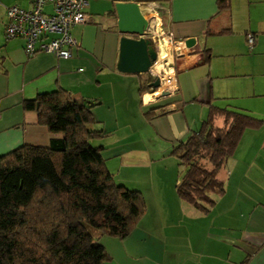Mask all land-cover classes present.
<instances>
[{"label":"crops","instance_id":"1","mask_svg":"<svg viewBox=\"0 0 264 264\" xmlns=\"http://www.w3.org/2000/svg\"><path fill=\"white\" fill-rule=\"evenodd\" d=\"M123 3H137L147 19L155 6L171 33L172 41L161 38L169 52L158 73L117 69L121 36L138 37L118 29L116 5ZM10 5L29 9L32 0H0V155L25 143L48 145L55 135L23 101L62 87L92 102L95 127L106 133L93 143L103 146L114 180L146 200L128 236L99 238L111 257L103 264H264V123L244 131L219 176L225 191L208 213L177 196L184 169L169 153L200 125L210 104L264 120V0H230L221 12L217 0H89L92 20L72 27L80 45L69 58L27 55L23 38L7 40ZM44 9L51 12V5ZM155 75L171 77L170 89L140 94Z\"/></svg>","mask_w":264,"mask_h":264},{"label":"trees","instance_id":"2","mask_svg":"<svg viewBox=\"0 0 264 264\" xmlns=\"http://www.w3.org/2000/svg\"><path fill=\"white\" fill-rule=\"evenodd\" d=\"M229 1L217 0L218 12ZM204 53L209 60V49ZM149 81L140 94L156 90ZM23 108L55 136L46 146L25 143L0 155V264L109 261L99 238L128 236L146 212L144 195L117 183L107 168L103 146L93 143L106 133L95 127L90 101L58 87L24 100ZM263 123L210 104L200 125L169 152L184 169L177 196L208 213L225 191L219 176L244 131Z\"/></svg>","mask_w":264,"mask_h":264},{"label":"built area","instance_id":"3","mask_svg":"<svg viewBox=\"0 0 264 264\" xmlns=\"http://www.w3.org/2000/svg\"><path fill=\"white\" fill-rule=\"evenodd\" d=\"M88 2L89 0H32V6L29 9L18 5L7 6L4 36L7 40L16 37L23 38L25 40L24 51L27 55L43 51L61 58H69L73 48L80 45L72 35V27L92 20L86 12ZM47 4L51 5V12L45 11L44 7ZM148 14V28L145 35L151 37L158 53L157 44L161 42V38L172 41L171 33L164 30L157 20L155 6L149 7ZM151 20L156 21L153 27L149 24ZM247 44L249 48L254 44V35L251 32L247 33ZM158 79L162 85L163 82H171L172 78L166 76ZM155 92H150V94Z\"/></svg>","mask_w":264,"mask_h":264},{"label":"water","instance_id":"4","mask_svg":"<svg viewBox=\"0 0 264 264\" xmlns=\"http://www.w3.org/2000/svg\"><path fill=\"white\" fill-rule=\"evenodd\" d=\"M116 10L117 26L120 32L138 36L137 38L121 36L117 69L127 73L149 72L157 60V52L151 39L145 36L148 19L144 18L137 3L117 4ZM188 44L192 46L194 39L188 40ZM151 86L157 89L160 86V80L155 78Z\"/></svg>","mask_w":264,"mask_h":264},{"label":"bare ground","instance_id":"5","mask_svg":"<svg viewBox=\"0 0 264 264\" xmlns=\"http://www.w3.org/2000/svg\"><path fill=\"white\" fill-rule=\"evenodd\" d=\"M152 21H153V23H152ZM149 24H150V26L152 25V27H153V26L156 24V21H155V20H151ZM161 44H162V43H161ZM159 46H160V45H159ZM162 47H163V48H161V50H159V52H158V57H159V58H157V60L161 59L162 61H164V60L167 59L168 52H169V48H168V46H167V47H164V45H163ZM157 60H156V61H157ZM161 67H162V65H160V69H161ZM151 70L154 71V72H156V73L159 72V70H157V69L155 68V62H154V64L151 66ZM171 84H172V82H163L162 85H160L159 89L164 88V90H169L170 87H171Z\"/></svg>","mask_w":264,"mask_h":264},{"label":"rangeland","instance_id":"6","mask_svg":"<svg viewBox=\"0 0 264 264\" xmlns=\"http://www.w3.org/2000/svg\"><path fill=\"white\" fill-rule=\"evenodd\" d=\"M150 31H152V29L150 28ZM162 43V44H161ZM159 42L157 45H158V47H159V49L158 50H161V48H163L162 46L164 45V47H167V43H165V42ZM160 45V46H159ZM157 58H159V57H157ZM166 60H164V61H162L161 59H159V60H157L156 62H155V68L157 69V70H160V65H164V62H165ZM156 65H158V66H156ZM162 68V67H161ZM160 77H162V78H165L164 76H160ZM160 77H158L157 76V78H160ZM160 87V86H159ZM158 87V88H159ZM158 88L155 90V91H157L158 90ZM164 89V88H163ZM161 92V90H159V92H158V94ZM125 93L127 94V92H126V90H125ZM164 93H167V92H164ZM118 99H120V98H118ZM148 102V101H147ZM125 103L126 104H128L127 103V101H125ZM137 104L135 103V102H133L132 103V101H131V106L132 107H135ZM119 110H121V104L119 105ZM210 218V217H209ZM210 220V219H209Z\"/></svg>","mask_w":264,"mask_h":264},{"label":"clouds","instance_id":"7","mask_svg":"<svg viewBox=\"0 0 264 264\" xmlns=\"http://www.w3.org/2000/svg\"><path fill=\"white\" fill-rule=\"evenodd\" d=\"M155 46V45H154ZM155 48H156V46H155ZM156 52H157V48H156ZM157 57H158V53H157ZM151 69V68H150ZM155 78H157L156 76H154ZM155 91V90H154ZM153 92V91H152Z\"/></svg>","mask_w":264,"mask_h":264},{"label":"flooded vegetation","instance_id":"8","mask_svg":"<svg viewBox=\"0 0 264 264\" xmlns=\"http://www.w3.org/2000/svg\"><path fill=\"white\" fill-rule=\"evenodd\" d=\"M154 80H155V78L151 79V80L149 81V83L151 84Z\"/></svg>","mask_w":264,"mask_h":264}]
</instances>
